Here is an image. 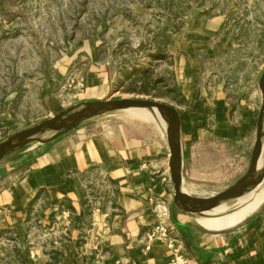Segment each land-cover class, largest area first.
Wrapping results in <instances>:
<instances>
[{
	"label": "crops",
	"instance_id": "crops-1",
	"mask_svg": "<svg viewBox=\"0 0 264 264\" xmlns=\"http://www.w3.org/2000/svg\"><path fill=\"white\" fill-rule=\"evenodd\" d=\"M226 25L223 15L190 18L180 35L187 41H180L182 49L177 44L183 52L177 54L180 78L190 83L189 107L178 112L182 183L186 192L199 196L209 194L217 184L229 188L241 169L237 156L231 163L224 159L231 151L227 144H239L246 129L231 126L221 88L208 97L205 88L197 85V60L200 54H210L203 45L219 32L224 38ZM79 52L94 57L90 44H82L71 58ZM66 69L60 64L57 76L63 77ZM95 70L90 66L85 76L92 101L107 91L102 69ZM55 86L52 80L46 92L50 94ZM158 134L155 141L143 126L118 125L106 131L96 123L36 149L35 155L0 162V264H169L171 250L166 246L145 249V234L155 223L154 197L169 204L172 236L188 264H264V200L224 217L198 219L183 209L176 212L173 197L168 200L171 195L162 188L165 178L158 179L159 170H154L168 166L169 159L168 139ZM96 166L111 181L113 191L86 201L83 183L72 175ZM260 186L254 202L258 196L264 198V179Z\"/></svg>",
	"mask_w": 264,
	"mask_h": 264
},
{
	"label": "rangeland",
	"instance_id": "rangeland-1",
	"mask_svg": "<svg viewBox=\"0 0 264 264\" xmlns=\"http://www.w3.org/2000/svg\"><path fill=\"white\" fill-rule=\"evenodd\" d=\"M220 15L227 19V31L224 38L219 32L203 45L210 54H200L197 60V85L205 88L208 97L221 88L231 126L246 129L239 144L229 142L226 146L231 151L225 153L224 161L231 163L237 156L241 163L239 174L229 181L237 182L249 168L263 103L264 0H0V144L43 124L59 110L92 101L85 77L90 66L102 69L105 77L107 91L100 100H149L183 113L189 107L190 83L180 78L177 54L183 52L178 51L177 44L187 41L180 35L190 18L209 20ZM214 42L219 45L210 46ZM86 43L92 46L94 57L79 52L72 59V52ZM60 64L67 68L63 77L57 76ZM52 80L56 86L48 94L45 86ZM44 94L50 100L46 101ZM147 110L155 123L131 118V112L124 110L97 117L77 129L96 123L106 131L118 125H136L143 126L152 140L160 139L158 132L167 139L161 118L154 110ZM46 134L43 131L37 137ZM261 140L262 157L264 129ZM47 144L18 157L35 155L36 149ZM154 170H159L158 179L165 178L162 188L165 195H171L166 197L169 200L174 196L169 164ZM262 173L259 161L257 175ZM72 176L83 183L86 201L94 194L110 195L113 191L111 181L97 166ZM263 179L250 183L242 199L256 193ZM224 186L211 187L207 195H190L210 198L223 192ZM261 196L255 202L256 196H251L237 211L257 206L264 200ZM156 200L163 199L154 197L152 209ZM61 205L66 211V204L62 201Z\"/></svg>",
	"mask_w": 264,
	"mask_h": 264
},
{
	"label": "water",
	"instance_id": "water-1",
	"mask_svg": "<svg viewBox=\"0 0 264 264\" xmlns=\"http://www.w3.org/2000/svg\"><path fill=\"white\" fill-rule=\"evenodd\" d=\"M260 89L263 95V103L257 121L256 143L251 153L249 168L246 174L232 186L210 198L193 197L184 191L182 183L183 143L178 112L170 105L149 100L112 99L84 102L75 105L56 114L43 124L22 131L10 137L6 142L1 143L0 162L25 154L39 145L52 142L102 115L136 108L151 109L157 113L166 126L170 153L168 164L174 186L172 206L176 212L183 209L195 213L198 218H201V216H205V214L219 205L225 204L228 201H235L242 195L251 182L264 177V173L257 175L262 152L261 139L264 129V71L260 78ZM43 131L47 134L41 138L37 137Z\"/></svg>",
	"mask_w": 264,
	"mask_h": 264
},
{
	"label": "built area",
	"instance_id": "built-area-1",
	"mask_svg": "<svg viewBox=\"0 0 264 264\" xmlns=\"http://www.w3.org/2000/svg\"><path fill=\"white\" fill-rule=\"evenodd\" d=\"M152 213L155 223L146 232V250L154 244H161L171 250L169 264H188L187 257L182 253L177 240L172 236V224L169 204L163 200H156Z\"/></svg>",
	"mask_w": 264,
	"mask_h": 264
},
{
	"label": "bare ground",
	"instance_id": "bare-ground-1",
	"mask_svg": "<svg viewBox=\"0 0 264 264\" xmlns=\"http://www.w3.org/2000/svg\"><path fill=\"white\" fill-rule=\"evenodd\" d=\"M136 111H140V112H136ZM148 111L149 110H147V109H139V108H136V109H128V110H126L125 113L131 112L129 114V116L131 118L137 119L139 121H143V122H154L155 123V121H154L155 119H154L153 115L150 113V111L149 112ZM155 115H157V114H155ZM260 169H261V171H264V154L262 155L261 160H260ZM258 181H259V179H258ZM257 189H258V187H257ZM261 190L262 189H261V186H260L259 187V190L256 193L251 194L249 198H251V196H253V195H256ZM184 191L186 192V190H184ZM189 192H191V191H189ZM244 193H245V191L242 193V195L239 198H237L234 201L233 204H231V205L221 204L218 207L214 208L213 210L209 211L207 214H205L204 217H201V218H198V219H208V218H214V217H224V216H228L227 214L230 215V213L237 211L238 209H240L242 206H244L250 200L249 198H247L246 200L245 199H242V197H244L243 196Z\"/></svg>",
	"mask_w": 264,
	"mask_h": 264
},
{
	"label": "trees",
	"instance_id": "trees-1",
	"mask_svg": "<svg viewBox=\"0 0 264 264\" xmlns=\"http://www.w3.org/2000/svg\"><path fill=\"white\" fill-rule=\"evenodd\" d=\"M60 112H62V110H59V111H57V113H56V114H58V113H60Z\"/></svg>",
	"mask_w": 264,
	"mask_h": 264
}]
</instances>
